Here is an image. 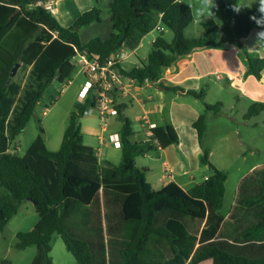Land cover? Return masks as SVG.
I'll use <instances>...</instances> for the list:
<instances>
[{
	"label": "trees",
	"instance_id": "1",
	"mask_svg": "<svg viewBox=\"0 0 264 264\" xmlns=\"http://www.w3.org/2000/svg\"><path fill=\"white\" fill-rule=\"evenodd\" d=\"M36 1L0 0V232L23 200L29 199L38 220L31 229L17 232L15 247L37 246L31 264H54V233L60 234L78 264H198L207 258L213 264H264V164L242 177L225 218L222 207L228 174L211 162L204 146L208 111L219 113L221 101L206 103L192 123L202 147L200 161L210 166L211 173L187 190L175 181L155 189L147 180V168L137 165L136 157L158 146L178 144L179 135L172 124L153 125L148 139L134 140L133 120L124 112L126 104L117 101V91L114 103L122 121V159L118 164L105 161L100 179L84 175L71 164L74 155L89 151L80 118L97 105L94 89L75 102L59 149L47 147L40 119L39 132L25 152L11 149L48 87L70 79L77 50L97 53L102 60L121 48L134 50L159 22L172 30V39L160 29L146 59L121 67L123 75L155 83L165 68L197 50L236 46L242 51L245 75L263 77L264 56L242 49L244 38L254 28L264 32L250 19L259 17V5L237 13L232 6L238 0H216L222 36L216 20L210 18L202 22L206 35L189 38L185 29L194 15L186 0H112L109 36L83 43L81 28L102 20L98 4L64 25L54 12L35 5ZM17 62L21 63L19 72L13 76ZM169 88L204 95L180 85ZM262 110L264 102L255 101L244 118ZM1 264H11V260L4 258Z\"/></svg>",
	"mask_w": 264,
	"mask_h": 264
},
{
	"label": "crops",
	"instance_id": "2",
	"mask_svg": "<svg viewBox=\"0 0 264 264\" xmlns=\"http://www.w3.org/2000/svg\"><path fill=\"white\" fill-rule=\"evenodd\" d=\"M111 1L112 0L108 1L109 5ZM53 3L55 8L54 13L60 15L61 19H67L64 21L66 25L72 24L82 13V11L93 7L89 0H53ZM86 3H88V7L80 8V5H86ZM219 11L221 19L220 8ZM74 12L76 14H73ZM216 22L219 27V35L222 36V19L220 23L218 21ZM111 25L112 23H110V26ZM165 28V25L159 22L154 29H157L159 32L160 29H162L165 33ZM108 32L110 34L111 28ZM254 32L257 36V33L262 31L259 28H254L250 34H253ZM250 34L244 38L242 49L247 50V39ZM108 36H106V38ZM156 37L157 36H154L152 38L151 45ZM142 39L139 45L131 51L135 53L138 51L139 46L142 44ZM252 55L263 56L262 54ZM146 57L144 59L139 58L138 61L134 62L132 66L137 65L141 60H145ZM123 66L129 68L126 64V58L123 60ZM245 72L246 64L240 47L232 46L227 49L207 48L197 50L188 56L182 57L177 61L173 69L170 67L165 68L161 77L155 83L150 80L139 82L133 79L132 81H126L124 87L117 91V101L126 104L124 112L133 120V128L135 130L133 139L136 141L148 139L151 135V127L153 125L172 124L174 126V121L177 120L183 122L185 126H191L192 131L190 136L187 137L185 145H183V138L178 134V144H170L166 147L158 146L157 149L136 157L137 165L147 168L146 177L153 188L160 189L167 183L175 181L187 190L194 184L204 181L211 173L210 166L208 164H203L200 161L202 147L199 142L197 131L192 126L193 121L201 112L192 106L193 104H178L175 100H172L169 103L166 100H163V104L160 105L159 100H154L153 86L163 90V92H161L163 95L174 92L176 97L179 95L185 97L188 94L171 90L169 87L180 85L185 89H193L195 91H203V93H205V90H202V84L206 83L209 85L207 80H209L211 75H215L218 80H225V83L218 85L220 89H227L229 86L239 87L241 95L251 100L249 106L255 101L264 102V81H262L261 78H257L253 74L245 75ZM242 84L244 86H242ZM253 87L261 88L263 91L259 92L257 94L258 96H253ZM83 89L80 91V93H83ZM125 98H128L132 101L131 105L137 104L138 106L137 110L133 111L132 109L134 107L130 110L131 114L127 112L129 111V106L126 103ZM218 101L220 100L217 99L216 102ZM223 107L224 106L222 105V110L217 114L214 113L213 115L222 116L224 114L223 116H225ZM246 111L243 113V118ZM85 114L93 115L92 113L86 112ZM96 116L98 118V120L95 122L96 124L91 121L85 124L81 122L83 141L84 144L89 148V151L86 153L79 152L77 155H74L71 164L84 175L100 179L101 167L105 161H111L114 164H118L122 159L120 143L117 144L112 140L114 137H119L122 121L119 119L118 114L107 115L104 118L101 117L100 113L99 115H95V117ZM141 117H145L147 120L143 124L141 121H139V118ZM252 117L249 119L244 118V120L255 128L259 127L258 121L250 122ZM135 122H137V126H135ZM262 123H264V119L262 120ZM63 133L64 130L62 132L61 138H56L51 141H49L44 134L47 147L51 150L59 149L61 146ZM204 146L208 148L209 158L217 168L229 173V169L232 168L233 164H236L239 166V169L244 170L239 174L235 183L233 198L229 208L227 210H223L222 207V212L225 218H227L233 208L238 192V186L242 177L254 168L264 164V148L255 144H248L246 148H232L227 145H211L207 143H204ZM15 151L18 152L17 147L15 148ZM227 181L228 177L226 180V193ZM36 252L37 249L35 254ZM198 264H213V259L207 258Z\"/></svg>",
	"mask_w": 264,
	"mask_h": 264
},
{
	"label": "rangeland",
	"instance_id": "3",
	"mask_svg": "<svg viewBox=\"0 0 264 264\" xmlns=\"http://www.w3.org/2000/svg\"><path fill=\"white\" fill-rule=\"evenodd\" d=\"M94 5H99L102 9L101 22H95L90 25L83 26L80 31V38L83 43L87 42L95 36L106 38L109 35L110 26V12H109V0H89ZM193 5V13L196 6H198V0H187ZM238 3V1H237ZM241 5L250 4L252 0H239ZM255 5V4H254ZM88 7L86 5H80V8ZM215 16L213 19L220 23V11L213 9ZM83 12V11H82ZM73 14H76L75 12ZM60 22L64 25L65 20L61 19L60 15L55 14ZM194 15V14H193ZM208 20V19H206ZM203 19H193V21L186 27L185 34L189 38H195L205 35V30L202 25ZM159 31L157 29L152 30L142 39V44L139 46L138 51L135 53L130 49L123 48V51L127 54L126 64L131 67L134 62H137L139 58L144 59L151 50V40L154 36H157ZM165 37L172 39L173 32L169 28H165ZM247 50L250 54H262L264 56V42L256 36L255 32L250 34L247 39ZM20 68V66H19ZM19 68L17 73L19 72ZM71 81H65L59 83L54 81L45 92L43 98L38 102L34 114L29 119L24 130L21 131L15 139L12 141L11 149L17 150L19 154H23L33 138L39 132V119L42 126L45 128V136L51 141L56 138H61L62 132L69 121L70 113L74 109V104L77 100H83L84 95L80 93L85 84V77L78 72V68H75L71 77ZM206 83L202 84L205 90L204 95L201 98H197L191 94L183 96H175L174 92L166 93L163 95L158 87L153 86L154 100H159V104H163V100L168 103L175 100L176 103L193 104L198 111L203 112L205 110V104L216 103L219 99L223 103V110L225 116H214L212 111H208L207 119V131L204 137V143L216 145L222 144L232 148L247 147L248 144H255L264 148V110L257 116L252 117L250 122L258 121L259 127H253L243 118V113L247 110L251 100L241 95L240 88L237 86H229L227 89H220L219 84L225 83V80H218L215 75H211ZM263 85V84H262ZM242 86H244L242 84ZM253 96L263 90L261 88L253 87ZM264 92V91H263ZM78 96V98H77ZM126 103L129 106L128 113L131 114V109L137 110V104L131 105L132 101L125 98ZM93 115L84 114L80 121L87 123L89 121L95 123L98 118L95 115H99V111L96 109L92 113ZM96 124V123H95ZM137 126V122H135ZM174 127L178 134L183 138V145L192 131L191 126L186 125L183 122L174 121ZM16 146V147H15ZM74 167V166H72ZM244 170L239 169V166L233 164L229 169L228 181H227V193L223 210H227L231 204L233 193L235 189V183L240 173ZM38 220V214L36 212L34 203L32 200L25 199L21 203L18 212L9 220L4 227V230L0 232V264L4 258L11 260V264H31L32 258H34L36 245L29 246L24 249L15 247L17 241V232L19 230L31 229ZM51 254L54 260V264H78L73 254L66 248V245L58 233H54L52 241Z\"/></svg>",
	"mask_w": 264,
	"mask_h": 264
},
{
	"label": "built area",
	"instance_id": "4",
	"mask_svg": "<svg viewBox=\"0 0 264 264\" xmlns=\"http://www.w3.org/2000/svg\"><path fill=\"white\" fill-rule=\"evenodd\" d=\"M35 5H43L45 8L54 12L53 0H37ZM126 53L123 48L111 53L106 59L102 60L97 53H91L87 50H77L72 61L78 68V72L85 77L83 95L85 96L89 89H94L97 95V105L91 106L86 113H93L98 110L101 117L118 114V109L114 103V92L123 88L126 81L133 79L123 75L120 68L123 66V60ZM219 76V75H218ZM68 79L67 81H70ZM145 81H149L146 79ZM141 123L147 120L145 117L139 118ZM117 144L120 143L119 137L112 138Z\"/></svg>",
	"mask_w": 264,
	"mask_h": 264
},
{
	"label": "clouds",
	"instance_id": "5",
	"mask_svg": "<svg viewBox=\"0 0 264 264\" xmlns=\"http://www.w3.org/2000/svg\"><path fill=\"white\" fill-rule=\"evenodd\" d=\"M182 0H176V3H181ZM254 4H258L259 7L257 8V11L259 12V17L252 16L250 19H252L258 26L264 27V0H252V3L250 4H244L241 5L239 3L234 4L232 6V9L234 12L239 13L243 8H251ZM187 6L190 8L191 11H193V5L187 4ZM213 9H218V4L216 3V0H198V6L194 9V19H210L215 16V13ZM257 36L260 39H264V32L257 33Z\"/></svg>",
	"mask_w": 264,
	"mask_h": 264
},
{
	"label": "water",
	"instance_id": "6",
	"mask_svg": "<svg viewBox=\"0 0 264 264\" xmlns=\"http://www.w3.org/2000/svg\"><path fill=\"white\" fill-rule=\"evenodd\" d=\"M124 40H125V35L120 39V41H119V45H122V43L124 42ZM20 62H17V63H15V65L12 67V70H11V74L14 76L16 73H17V70H18V68H19V66H20ZM170 68H174V65H171L170 66ZM261 79H262V81H264V76L263 77H261Z\"/></svg>",
	"mask_w": 264,
	"mask_h": 264
}]
</instances>
